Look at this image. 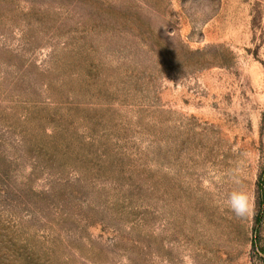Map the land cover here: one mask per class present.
Segmentation results:
<instances>
[{
  "label": "rangeland",
  "instance_id": "obj_1",
  "mask_svg": "<svg viewBox=\"0 0 264 264\" xmlns=\"http://www.w3.org/2000/svg\"><path fill=\"white\" fill-rule=\"evenodd\" d=\"M213 3L0 0V264H264V0Z\"/></svg>",
  "mask_w": 264,
  "mask_h": 264
},
{
  "label": "clouds",
  "instance_id": "obj_2",
  "mask_svg": "<svg viewBox=\"0 0 264 264\" xmlns=\"http://www.w3.org/2000/svg\"><path fill=\"white\" fill-rule=\"evenodd\" d=\"M187 4L194 26L197 27L213 15L215 10L213 0H187ZM236 183L237 186L227 194L224 203L235 218L247 220L255 213L254 199L245 188Z\"/></svg>",
  "mask_w": 264,
  "mask_h": 264
},
{
  "label": "trees",
  "instance_id": "obj_3",
  "mask_svg": "<svg viewBox=\"0 0 264 264\" xmlns=\"http://www.w3.org/2000/svg\"><path fill=\"white\" fill-rule=\"evenodd\" d=\"M255 248L257 249V251L259 252V254H264V248L261 245V243H258L257 241H255Z\"/></svg>",
  "mask_w": 264,
  "mask_h": 264
}]
</instances>
